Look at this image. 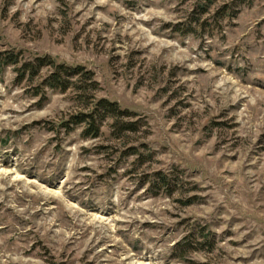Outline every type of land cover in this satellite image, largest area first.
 <instances>
[{
  "label": "rangeland",
  "instance_id": "1",
  "mask_svg": "<svg viewBox=\"0 0 264 264\" xmlns=\"http://www.w3.org/2000/svg\"><path fill=\"white\" fill-rule=\"evenodd\" d=\"M6 53L97 86L0 60V264H264V0H0Z\"/></svg>",
  "mask_w": 264,
  "mask_h": 264
},
{
  "label": "trees",
  "instance_id": "2",
  "mask_svg": "<svg viewBox=\"0 0 264 264\" xmlns=\"http://www.w3.org/2000/svg\"><path fill=\"white\" fill-rule=\"evenodd\" d=\"M2 65H18V55L14 53H6L2 55ZM44 66H52V71L45 77L44 83L50 88L59 89L61 91L66 90L70 86L75 84L71 81V78L75 75L82 74L85 81L90 83L92 88L97 86V82L94 79V74L91 71H85L82 66L75 68L68 67L65 64H58L50 57H38L34 61H28L21 64L18 71L20 77L23 78L25 74H28L29 78L32 79L38 75L40 69ZM81 78V77H80ZM83 94H88L86 91H82ZM85 99H82L84 101ZM85 109L81 110L77 114L73 115L71 120L75 125H83V134L85 136L97 137L100 133L102 123L106 119L112 120V127L116 132V137H120L122 131L134 130L133 123L120 122L119 117L127 114V111H122L116 102L110 101L106 98L93 99L88 101ZM68 126V124H65ZM158 180L164 184L167 179V175L158 174ZM161 183V184H162ZM168 184V183H166Z\"/></svg>",
  "mask_w": 264,
  "mask_h": 264
}]
</instances>
